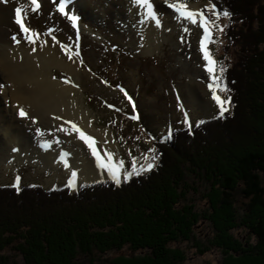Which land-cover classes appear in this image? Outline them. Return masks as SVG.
<instances>
[{
	"label": "trees",
	"instance_id": "trees-1",
	"mask_svg": "<svg viewBox=\"0 0 264 264\" xmlns=\"http://www.w3.org/2000/svg\"><path fill=\"white\" fill-rule=\"evenodd\" d=\"M217 1L232 13L223 46L230 110L173 130L155 143V168L121 186L0 185V264H186L173 246L191 241L202 219L225 264H264V0ZM200 188L203 213L188 199ZM240 227L255 245L235 238Z\"/></svg>",
	"mask_w": 264,
	"mask_h": 264
},
{
	"label": "rangeland",
	"instance_id": "rangeland-1",
	"mask_svg": "<svg viewBox=\"0 0 264 264\" xmlns=\"http://www.w3.org/2000/svg\"><path fill=\"white\" fill-rule=\"evenodd\" d=\"M59 2L41 0L40 8L33 11L35 6H31L28 0H0L1 40L8 43L16 35L17 39L28 41L15 22V10L26 8L25 16L23 12L26 26L28 24L52 47L61 49L64 45L72 51L71 57L78 63L81 73L80 87L73 97L90 112L91 128L105 137L103 140L111 152L123 162L124 178L135 169L146 167L149 162L157 163V159L152 160L156 151L151 150H157L155 143L170 138L173 130L219 116V106L208 87L211 79L205 70L206 61L200 51L203 30L177 19V13L168 7V3L177 0H152L161 19V27L154 32L162 38L156 43L154 50H157L152 52L145 50L150 41H147L148 35H144L143 27L148 25L141 23L137 7L132 11L131 0H68L69 14L80 17L79 36L71 20L57 10ZM182 2L197 4L201 8L209 4V0ZM211 2L223 10L217 0ZM219 23L225 26L226 19L221 18ZM184 27L190 29V35L183 31ZM52 29L55 31L49 35ZM213 39L219 43L210 44L209 49L218 62L224 64L223 46L227 42L224 33L216 31ZM52 73L55 80L70 84L71 76L66 70L53 67ZM2 80L7 82L5 78ZM219 95L227 98L226 92ZM3 100L0 94L2 106ZM47 115L53 119V115ZM134 115L139 119L130 118ZM39 121V117H33L25 131L35 133L33 128ZM22 135L30 136L27 132ZM64 172L45 169L31 160L0 163V185L22 188L39 184L47 190L69 186L76 192L77 187ZM133 176L135 174L130 178ZM87 182H82L81 186ZM189 183L193 185V180L190 179ZM198 185L200 182L197 181ZM200 189L197 194L190 192L188 199L197 212L203 213L207 206L203 199L204 189ZM232 233L243 243L250 237V232L241 227ZM215 237L209 222L202 219L191 241L173 247L185 251L186 264H225L229 257L214 244ZM249 242L255 245L256 240L251 237Z\"/></svg>",
	"mask_w": 264,
	"mask_h": 264
},
{
	"label": "bare ground",
	"instance_id": "bare-ground-1",
	"mask_svg": "<svg viewBox=\"0 0 264 264\" xmlns=\"http://www.w3.org/2000/svg\"><path fill=\"white\" fill-rule=\"evenodd\" d=\"M38 3L40 4L41 0H38ZM29 4L34 6L30 2ZM69 5L68 2L66 11L69 10ZM187 5L190 10L201 9L197 4ZM129 6L133 11L135 6L133 4ZM25 11L26 8L22 11L24 16ZM139 13L141 14L140 10ZM145 23L148 26L143 27ZM144 24H141L146 31L144 35H148L147 41H150L145 50L155 51L156 43L162 40L158 33L154 32L158 27L152 21ZM1 37L0 71L3 72L2 78L7 79V82L5 83L0 75V85H3L0 87V94L4 98L3 102L5 101L3 106L0 104V163L31 160L45 169L65 171L72 185L77 188L85 181L112 179L106 170L98 167L95 157L78 138L77 133L68 134L61 130L70 129L71 123H75L86 134L95 138L97 149L102 156L111 153L113 163H121L103 140L105 137L91 128L90 112L73 97L80 87L81 73L78 63L71 57L72 51L65 47L61 49L58 46L52 47L50 43H45L41 35L35 44L21 40L19 44L13 41L2 42ZM215 60L218 61L216 58ZM53 67H59L70 74L69 85L54 79ZM20 108L26 111L28 118H21ZM48 113L53 115V119H49ZM33 117H39L40 121L35 126L36 130L33 128L35 133H30L25 129L28 130L27 124L32 122ZM26 132L30 134L29 138L22 135ZM41 132L44 135H40ZM44 144H49L50 147H42ZM123 171L124 169L120 182L124 179Z\"/></svg>",
	"mask_w": 264,
	"mask_h": 264
},
{
	"label": "snow or ice",
	"instance_id": "snow-or-ice-1",
	"mask_svg": "<svg viewBox=\"0 0 264 264\" xmlns=\"http://www.w3.org/2000/svg\"><path fill=\"white\" fill-rule=\"evenodd\" d=\"M53 2H56V0H53ZM67 3L68 0H60L57 10L62 15H65L66 18L71 20L72 26L77 30V36H79L78 21L80 17L75 14H69V11H66ZM131 3L133 4V6L138 7V9L140 10L141 15L143 17L141 23L152 21L155 23L156 27H161V19L158 13L155 11L152 0H131ZM31 4L35 6L33 11L38 10L40 8L38 0H31ZM168 7L172 8L177 13L178 20L187 21L189 24L199 27L203 30V36L200 41V51L203 54L204 61H206L205 70L207 71L211 79V83L208 85V87L212 92V99L219 106V115L220 117H223L225 112L230 110L232 101L231 95L227 96L226 99L222 98L219 95V93L222 92H230V89H228L226 83H224V73L227 71V68L225 65L215 60L214 55L209 49V45L219 43V41L213 39V34L216 31H219L222 34L224 33L225 26L221 25L219 21L221 20V18L231 20L232 13L229 12L227 9H217V6L212 3L211 0H209V4L205 8H201L198 10H190L188 5L182 2V0H177L176 3H168ZM15 22L19 25L20 30L24 33V39L28 40L30 44H35L36 39L39 38L40 34L32 31L29 27L26 26L23 21V14L21 8L19 7L15 10ZM54 31L55 29H52L48 34L50 35L51 32ZM183 31L189 33L190 35L189 28L184 27ZM11 39L17 44L21 42L19 39H17L16 35H13ZM53 39H55L54 36ZM62 47L66 46L62 45ZM75 55L79 56V53H75ZM81 63H83L82 58ZM65 82L68 83V81ZM0 87H3V85H0ZM121 91L124 90L121 89ZM125 95L127 96L126 92ZM129 99L131 98L129 97ZM133 108L135 109L134 104ZM19 115L21 116V118H28V114L23 108H20ZM130 118L134 120L139 119V117L135 115ZM65 123L71 122L65 121ZM200 123H203V121H201ZM189 127H191L190 124ZM61 130L68 132V134H72L73 132L77 133L78 138L90 149L92 155L95 157L98 167L103 170H106L108 174L112 177L113 181L117 185H119L123 170V162H121L120 164L113 163V155L111 153H106L105 159V156H102L97 149V141L95 140V138L86 134L75 123H71L70 129ZM40 135H44V133L41 132ZM42 147L47 148L50 147V145L44 144L42 145ZM151 151L155 152L156 150L152 149ZM155 159H157V157L153 156L152 160ZM155 166V164L149 162L146 167H143L141 169H135L134 173H128L125 178H130L133 174L140 175L142 171L150 172ZM73 175L75 176V173Z\"/></svg>",
	"mask_w": 264,
	"mask_h": 264
},
{
	"label": "water",
	"instance_id": "water-1",
	"mask_svg": "<svg viewBox=\"0 0 264 264\" xmlns=\"http://www.w3.org/2000/svg\"><path fill=\"white\" fill-rule=\"evenodd\" d=\"M105 181H108V180H100V181H96V182H105ZM96 182H93V183H96ZM79 190H80V188H78L77 191H79Z\"/></svg>",
	"mask_w": 264,
	"mask_h": 264
}]
</instances>
